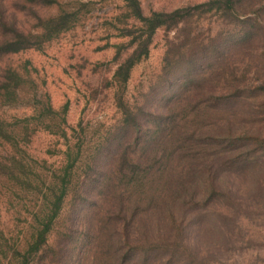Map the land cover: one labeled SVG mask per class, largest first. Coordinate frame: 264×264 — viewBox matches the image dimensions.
Masks as SVG:
<instances>
[{
    "label": "rangeland",
    "instance_id": "obj_1",
    "mask_svg": "<svg viewBox=\"0 0 264 264\" xmlns=\"http://www.w3.org/2000/svg\"><path fill=\"white\" fill-rule=\"evenodd\" d=\"M49 1L39 0L44 8L27 0L2 2L8 20L25 31H35L36 16L54 17L60 4L70 3L71 9H81V3L88 5L74 29L47 42L42 49H27L0 59V70L9 64L35 83L28 84V89L22 91V100L15 105L0 103V113L9 120L35 115L27 102L35 92L47 94L60 121L65 119L66 128L75 129L76 133L68 131L72 143L80 140L85 146L82 157L86 159H82L51 235L53 248L39 264H158L159 255L154 254L148 261L149 252L143 250L149 243L146 241L154 236L156 240L179 242V226L183 220L184 228L188 219L194 224L186 230V236L197 256L186 255L188 264H264V208L253 207L252 200L247 199L249 193L259 192L260 182L264 188V160L262 167L238 166L217 180L226 189L225 203L238 207V215L232 216L228 211L225 219L215 217L206 224L207 229H198L201 221L193 214L183 213L181 207L184 199L191 202L212 185L211 175L217 169L209 160L196 164L194 153L200 140L211 135L239 138L235 152L243 153L251 145L248 137L259 136V130L264 129L257 124L263 117L257 103L264 104V97L247 108L254 114L245 116L247 109L243 108L247 103L250 106L247 99L254 95L252 90L257 95L264 90V34L260 30L264 26V0H243L237 10L227 12L225 17L208 13L172 32L160 31L150 57L132 72L128 98L139 107V119H130L126 126L116 107L113 88L118 50L115 45L128 44L131 39L119 37L123 28L120 22L124 20L121 1ZM140 1L145 14H149L193 7L209 0ZM167 46L175 57V67L173 61L164 68ZM237 89L244 91L243 97L233 103L228 98ZM211 92L215 98L210 97ZM42 101L45 105L48 102L45 98ZM205 106L219 107L218 121H207ZM38 108L40 112L36 114L41 117L42 106ZM179 114V122L168 121ZM34 126L37 125L32 122L29 137L24 136L25 141H21L22 149L15 151L0 145V225L7 238L2 243L6 249L26 242L35 214L43 209L44 194H50L54 174H59L66 164L62 154L65 139L42 129L34 131ZM182 126L190 132L181 134ZM163 129L159 136H167L170 141L164 143L165 150L158 155L169 156L179 146L171 168L180 165L177 161L185 152L188 156L184 167L190 165L191 171L187 181L182 175L184 167L177 168L173 176V205L159 208L155 201L154 208L148 206L143 211L148 202L137 163L154 147L153 136ZM175 140L178 143L171 144ZM182 148L189 151L181 152ZM13 157L22 163L12 164ZM122 164L125 167L120 171ZM146 169L145 165L143 170ZM133 180L137 183L133 184ZM162 188L163 182H155L150 197L159 198ZM133 246L140 249L133 252ZM6 249H0V264L7 262L3 255Z\"/></svg>",
    "mask_w": 264,
    "mask_h": 264
},
{
    "label": "trees",
    "instance_id": "obj_2",
    "mask_svg": "<svg viewBox=\"0 0 264 264\" xmlns=\"http://www.w3.org/2000/svg\"><path fill=\"white\" fill-rule=\"evenodd\" d=\"M6 1L8 0H0V59L19 54L27 49H42L43 45L47 42H51L62 34L74 29L76 25L80 23L84 15L83 9L88 7L87 3L79 4L81 9H71L70 3L60 4L59 11L54 17L36 16L37 24L33 27L35 31H31V29L25 31L18 28L6 17V13H4L2 8V2ZM120 1L122 3L121 15L124 20L120 22L123 25V28L119 30V37L131 39L128 44L124 45L122 43L115 45L118 50L115 58L117 69L113 76V88L115 90L114 100L116 107L123 116V126H126L130 119H139V107L135 106L128 98V86L130 84L131 75L135 67L150 57L156 35L162 30L172 32L179 25L188 23L196 16H199L201 19L204 14L214 13L215 15L219 14L223 15L222 17H225L224 14H227V12H234L237 10L242 5L243 0H209L208 2L193 7L177 8L173 11H151L149 14H145L140 0ZM27 2L33 3L37 7H45L43 3L39 2V0H27ZM49 2L56 4L58 0H51ZM260 30H263L264 34V26L260 28ZM174 60L175 57H173V53L171 54L170 47L167 46L164 68L170 67V63ZM175 65L176 61H174V67ZM29 83L35 85L30 77L23 75L19 70L7 64L5 68L0 70V103L7 106L15 105L16 101L18 102L22 100V91L28 89L27 87ZM213 93L214 92H211L210 94L211 98H215ZM243 93L244 91L237 89L234 94H230L232 96H229L228 99H230L231 102L236 103L243 97ZM251 93L254 95L247 99L251 102L250 106H246L247 103L243 108H252V103H257L258 98L264 97V90L263 92H259V95H257L254 90H252ZM43 98H45L46 101L48 100L46 105L43 104ZM27 103H29V108L34 109L35 115L25 116L24 118L13 117L12 120H9L6 116L0 113V145L5 149L6 147H10L15 151L22 149L23 146L20 143L22 140L25 141L24 136L29 137V126L32 122H35V125L37 126H34V131L42 129L49 131L53 135L59 136L61 139H65L67 144H65L66 149L62 154L65 157L66 164L61 168L59 174H54L52 188L49 189L50 194H44L46 200L43 209L38 214H35V220H33L34 223L30 228V234L25 243H19L14 246L11 245L10 248L6 249V246L2 243L6 242L7 238L0 225V249L5 247L7 250V252L3 254L5 257L4 260H7L5 264H39L46 257L45 255L47 251L53 248L51 235L58 225L66 199L70 193L69 191L72 188L73 180L76 179L77 174L81 169L80 165L82 164V156L85 152L83 142L77 140L73 144L70 140L68 131L76 133L75 129L69 130L66 128L65 119H61L60 121V115L51 107L47 94H39L35 92ZM257 104L259 105L257 110L263 114V117L257 121V124L260 126L262 125L264 128V104ZM39 106H42L41 117H38L36 114V112H40V108H38ZM205 109L209 113L208 114L206 111L204 113L207 121H210L208 118H211L212 120L214 119V121L219 120L218 114L221 113L219 107L205 106ZM213 114H216V116L214 117ZM245 114L244 115L248 117L251 114H254V112L250 113V110L247 109ZM171 117L172 118L168 121H180V114L179 116L173 115ZM159 118L164 122L166 121L165 118L160 116ZM42 125H47V127H41ZM162 131H164V129L160 130L156 136H153V138L156 137L154 147L146 153L144 159H141V163L139 160V163H137L139 172L143 174L142 189L145 196H147L148 202V205L143 211H147L148 206L154 208L156 205V203H154L155 201H157L159 208H168L174 204V195L172 192L176 190V186L174 185L173 176L175 175L177 168L182 169L184 167L186 157L188 156V153L185 154L184 152L183 156L177 161L180 165L176 169L171 168L176 161L173 155L179 151V146H177L169 156H166L165 154L159 156L158 154L161 152L163 153L165 150L164 143L170 141L169 139L167 141V136L165 138L163 135L159 136ZM188 132H190V129L186 126H182L181 134L184 133V135H186ZM259 134V136L248 137L249 141L247 143H250L251 145L250 148H248L249 151L243 153L235 152V143L239 138H231L226 135H224V137L211 135L209 138L206 137L198 143L197 153H194L196 164L198 165L199 161L209 160L212 167L217 168L216 172L211 175L212 185L206 187L201 195H195L191 202H187V200L184 199V203H182L181 206L183 213L186 212L189 216L193 214L199 221H201L199 227H197L198 229H205L206 224L213 222L215 217L219 220L225 219V215L228 211L232 216L238 215V207H230L225 203V198L227 197L226 189L219 186L217 180L220 179L221 174H225V172L231 169L235 170L238 166H243V169L248 167V165L262 167L263 163L261 161L264 160V129L259 130ZM170 136H172V133ZM191 140L193 141V139ZM185 142L187 143V140ZM224 142L226 144H224ZM174 143H178V141L175 140L171 144ZM154 150L155 154H152ZM181 150V152L189 151L187 148H182ZM201 154H204L205 157H201ZM258 155L259 158H256ZM85 159L86 156L83 161ZM11 162L12 164L22 163L21 161L16 162L15 157L12 158ZM145 165L147 166V169L143 170ZM21 166L24 168V164ZM124 167L125 166L122 164L120 171L124 170ZM9 169L11 170V163L9 164ZM249 170L250 169L246 172ZM190 171V165L183 168L182 175L187 181ZM134 173H136V171ZM245 175L247 174H244V177ZM133 182V184L137 183L135 180H133ZM155 182L158 184H162L163 182L160 196L159 198H156V200L150 197ZM259 184V192L249 193L250 195H248L247 199L252 200L253 207L263 209L264 188L262 185L263 183L261 184L260 182ZM158 199L160 203L158 202ZM223 206L226 207V211ZM255 208L250 209V211H253ZM262 213H264V210ZM184 219L186 218L184 217ZM192 224H194V221L188 219L184 229L182 228V220L179 226L182 231L179 242L171 243L169 239L156 240L154 236L149 241H146L149 243H146V248L143 250L149 252L147 257L149 259L148 261H150L155 254L156 256L159 255L161 258L158 264H184L185 262L188 264V261H186L187 256L193 257V255L196 254L193 252V249L190 248L193 245H190V239L186 236V230L190 229ZM131 249L133 252H136L140 248L133 246ZM194 256L197 257L196 255Z\"/></svg>",
    "mask_w": 264,
    "mask_h": 264
}]
</instances>
